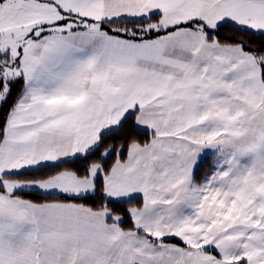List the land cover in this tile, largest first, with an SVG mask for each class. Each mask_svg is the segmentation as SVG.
I'll return each instance as SVG.
<instances>
[{
  "label": "snow or ice",
  "instance_id": "6c2138e0",
  "mask_svg": "<svg viewBox=\"0 0 264 264\" xmlns=\"http://www.w3.org/2000/svg\"><path fill=\"white\" fill-rule=\"evenodd\" d=\"M0 264H264V0H0Z\"/></svg>",
  "mask_w": 264,
  "mask_h": 264
}]
</instances>
